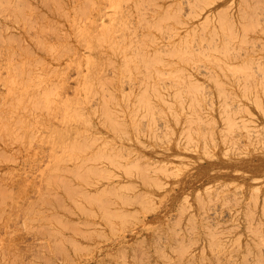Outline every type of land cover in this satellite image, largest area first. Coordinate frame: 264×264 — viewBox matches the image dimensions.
<instances>
[{"label":"bare ground","instance_id":"bare-ground-1","mask_svg":"<svg viewBox=\"0 0 264 264\" xmlns=\"http://www.w3.org/2000/svg\"><path fill=\"white\" fill-rule=\"evenodd\" d=\"M115 1L91 0L90 14L67 23L72 86L68 63L2 64L0 149L25 155L29 174L39 163L46 181L103 191L111 245L132 237V219L164 247L192 227L206 263L227 250V264H264V49L252 60L263 36L249 37L250 5L172 0L139 9L127 27Z\"/></svg>","mask_w":264,"mask_h":264},{"label":"rangeland","instance_id":"rangeland-1","mask_svg":"<svg viewBox=\"0 0 264 264\" xmlns=\"http://www.w3.org/2000/svg\"><path fill=\"white\" fill-rule=\"evenodd\" d=\"M97 1L104 2V0ZM171 1L116 0L115 2L120 4L124 22L130 23L126 24L130 27L135 14L136 18H139L137 14L139 9L152 10L153 6L171 5ZM90 3L91 0H0V82L4 84L5 69L2 64L6 61L15 60L19 63L20 60H25V64L31 70L34 69L32 66L43 64L44 61L50 69H55L58 60L60 64L70 65L69 78L66 79L72 86L70 79L75 75L76 64H71L69 57L64 56V53H66L65 47L74 42L75 35L69 34L71 31L67 23L74 14L78 16L88 12L90 14ZM237 4L245 6L242 10L248 9L246 7L248 5L251 7L248 13L251 15H249L251 20L249 19L250 22L246 24L249 26L253 23L251 26L254 25L252 27L254 31L248 30L253 32L249 37L252 39L264 37L263 34L261 36L259 34L260 30L264 33V0H237ZM183 8V13L188 10L184 5ZM241 13L245 17L248 15L242 11ZM184 14H187V11ZM245 17L244 19L249 21V17ZM97 22L99 24V20ZM137 22L132 29L139 35L141 31L139 27L136 29ZM93 25L87 24L91 32ZM148 27L151 29L149 25ZM22 28L26 31V38L20 32L23 31ZM258 28H260L259 33ZM263 37L259 40L262 44H264ZM258 39L260 38H257V41L250 39L251 45L253 44L251 49L257 47L255 52L251 53L252 60L257 59V54L264 49ZM243 50H241L242 54ZM260 54L264 56V51ZM255 66L253 72H257ZM44 71L49 74L48 70ZM254 79L262 82L261 77L255 76ZM68 94H71V91ZM41 155L42 162L45 163L46 154ZM25 159L26 156L19 154L13 146L6 150L0 149V264H227L226 261L234 257L233 253L226 250L221 256L222 262L219 261L220 258L214 256L206 263L203 243L190 238L192 232L189 230L192 227L185 231L182 241L164 247L163 237L155 236L159 243L155 242V238L153 240L148 236L150 233L144 231L145 226H142L140 221L132 219L126 221L128 226L126 233H131L132 237L130 239L121 237L115 245L113 243L111 245L110 240L113 239L114 232H111L107 226L109 222L103 209V206L108 204L106 194L100 190L91 191V194L96 196L90 197L91 195L84 192L85 190L79 189L80 186L76 189L70 183L55 181L54 178L46 181L38 177L39 163L31 167V174L27 171L30 169H27L28 175L24 177L23 173L26 171L21 169L25 168ZM85 189L89 190L88 187ZM134 202H139V198H134ZM90 203H96L98 209L89 211L90 205L87 204ZM60 213H66L68 219L75 221L78 218L81 226H77L75 222L72 225L69 222L71 220L62 218ZM129 216L124 215V219H129ZM195 231L197 232L196 229ZM239 262L237 264L244 263Z\"/></svg>","mask_w":264,"mask_h":264}]
</instances>
